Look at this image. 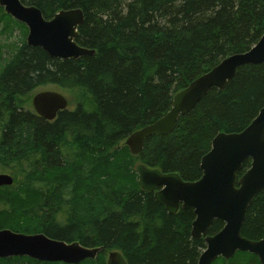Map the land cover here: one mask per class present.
<instances>
[{"label": "trees", "instance_id": "16d2710c", "mask_svg": "<svg viewBox=\"0 0 264 264\" xmlns=\"http://www.w3.org/2000/svg\"><path fill=\"white\" fill-rule=\"evenodd\" d=\"M45 18L80 8L76 41L93 49L78 59L49 56L27 44L28 27L0 6V230L44 233L86 247L119 250L128 264H198L206 248L191 235L193 208L171 214L140 188L134 162L185 181L202 176V157L221 132L244 130L264 106V62L237 70L225 90L212 88L168 135L146 139L139 155L120 142L164 116L175 93L264 33V0H22ZM74 93L51 121L19 98L39 87ZM247 159L241 175L250 167ZM224 223L215 219L208 234ZM242 235L264 237V190L246 214ZM0 264L40 262L28 256ZM212 264H260L248 252Z\"/></svg>", "mask_w": 264, "mask_h": 264}, {"label": "water", "instance_id": "95a60500", "mask_svg": "<svg viewBox=\"0 0 264 264\" xmlns=\"http://www.w3.org/2000/svg\"><path fill=\"white\" fill-rule=\"evenodd\" d=\"M0 6L28 27L27 44L42 48L51 57L78 59L95 52L76 41L78 28L84 21L80 8L62 9L45 18L38 7L22 0H0ZM263 62L264 33L249 50L224 58L178 91L164 116L127 137L125 143L130 152L138 155L150 136L171 133L179 118L192 111L212 88L225 90L240 67ZM67 104V99L57 91H42L33 97L36 113L46 120L56 118ZM247 159L251 161L250 167L239 175ZM200 167L202 176L195 181H185L177 172L165 173L143 163L136 166V172L141 190L154 193L155 200L169 213H177L180 207L193 208L191 235L203 238L206 243L198 264H212L220 257L230 259L237 252L253 254L264 264V237L252 240L241 233L249 206L256 194L264 190V106L241 132L218 133L211 150L202 157ZM12 183L11 175L0 174V186ZM215 219L224 226L208 234ZM102 250L77 241L54 239L44 233L0 230V258L28 256L40 262L79 264L95 259ZM106 253V264H128L121 251Z\"/></svg>", "mask_w": 264, "mask_h": 264}, {"label": "rangeland", "instance_id": "374dc122", "mask_svg": "<svg viewBox=\"0 0 264 264\" xmlns=\"http://www.w3.org/2000/svg\"><path fill=\"white\" fill-rule=\"evenodd\" d=\"M43 90H53V91H57V92L62 93L68 99L69 106L70 105L73 106L76 102V96L74 93L71 94V93H69V91H66L64 89L58 88V87L53 86V85H50V86L36 88L35 90L31 91L30 93L22 96L21 98H19L20 104L23 107H26V108L33 110L34 108H33V104H32V99L36 93L43 91ZM123 144H125V140L120 142L119 145H123ZM140 163H141L140 160H137L134 162V166H136Z\"/></svg>", "mask_w": 264, "mask_h": 264}, {"label": "bare ground", "instance_id": "6f19581e", "mask_svg": "<svg viewBox=\"0 0 264 264\" xmlns=\"http://www.w3.org/2000/svg\"><path fill=\"white\" fill-rule=\"evenodd\" d=\"M8 15H9V14H8ZM25 26H26V25H25ZM26 27H27V26H26ZM27 32H28V30H27ZM26 36H27V35H26ZM26 38H27V37H26ZM254 45H255V44H254ZM189 84H190V83H189ZM189 84H188V85H189ZM188 85H187V86H188ZM6 229H7V228H6ZM72 242H73V241H72ZM77 242H78V241H77Z\"/></svg>", "mask_w": 264, "mask_h": 264}, {"label": "flooded vegetation", "instance_id": "af4514ba", "mask_svg": "<svg viewBox=\"0 0 264 264\" xmlns=\"http://www.w3.org/2000/svg\"><path fill=\"white\" fill-rule=\"evenodd\" d=\"M46 120V119H45Z\"/></svg>", "mask_w": 264, "mask_h": 264}]
</instances>
